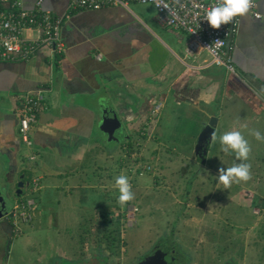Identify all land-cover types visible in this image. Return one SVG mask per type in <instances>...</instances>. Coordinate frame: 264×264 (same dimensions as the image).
<instances>
[{
  "label": "crops",
  "instance_id": "0c3cea01",
  "mask_svg": "<svg viewBox=\"0 0 264 264\" xmlns=\"http://www.w3.org/2000/svg\"><path fill=\"white\" fill-rule=\"evenodd\" d=\"M255 1L264 13V0ZM22 2L31 8L35 0ZM42 5L64 14L68 0H43ZM152 7L129 1L73 10L62 22L60 53L44 44L27 59L0 60V187L9 197L17 195L13 215L0 218V264L80 261L79 251L63 240L47 250L55 237L48 236V226L59 224L65 212L60 213L61 201L70 200L77 187L105 196L118 190L115 178L126 160L125 146L137 143L144 159L147 150L158 153L164 145L180 153L182 169L191 162L200 166L209 150H221L218 140L210 141L205 162L194 151L211 115L217 116L219 136L238 130L239 120L264 113V18L250 12L240 17L228 43L232 72L206 64L211 58L206 50L188 51V34L160 23ZM34 91L45 102L26 144L18 131L19 102ZM102 102L111 105L123 126L125 139L118 143L102 139L107 134L101 129ZM167 114L172 123L166 128ZM152 140L157 145L149 148ZM223 153H217L218 165ZM19 180L23 185L16 193ZM18 211L26 212L27 221Z\"/></svg>",
  "mask_w": 264,
  "mask_h": 264
},
{
  "label": "rangeland",
  "instance_id": "374dc122",
  "mask_svg": "<svg viewBox=\"0 0 264 264\" xmlns=\"http://www.w3.org/2000/svg\"><path fill=\"white\" fill-rule=\"evenodd\" d=\"M153 12L152 7L150 13ZM29 31L34 33V30L26 29L23 34ZM169 115L165 119L166 128L172 123ZM245 120L238 121L241 125L238 130L252 149L249 160L244 161L251 164L249 181L233 183L227 189L218 182L220 168L241 163L235 153H223V161L218 165L216 158L220 155L217 153L222 152L219 147L215 151L209 150L204 165L196 166L191 162L190 167L182 169L180 153L176 150L160 145L158 153L147 150L142 159L134 147L137 143L130 147L123 144V149L128 152H123L122 157L126 160L120 161L117 172L118 176L128 177L134 199L121 207L117 206L118 190L115 198L109 193L106 196L98 195L96 191L84 193L83 188L77 187L70 200L61 201L60 213L65 212L61 214L59 224L55 226L53 222L48 226L51 228L48 236L55 233V237L52 235L53 241L50 247L47 244V250L55 249L63 240L71 250L81 252L80 256L77 253L80 261L63 264H134L142 255L150 253L159 239L168 236L177 245L176 264H264V141H258L250 134L251 130H258L264 135V113L256 120ZM98 132L101 134V129ZM117 134H106L102 139H113L117 143L124 140L123 126ZM167 142L173 143L170 138ZM108 145L106 142L105 146ZM148 145L149 148L157 145L156 140ZM144 148L147 149V145ZM12 194L10 200L3 190L11 208L12 200L17 196ZM117 207L123 212L117 226L120 239L109 240L115 235L111 228L116 227L113 218L118 211L113 209ZM105 211L113 213L112 218L103 215ZM20 217L27 221L29 216ZM111 244H114L112 249L108 247Z\"/></svg>",
  "mask_w": 264,
  "mask_h": 264
},
{
  "label": "built area",
  "instance_id": "2783aa9c",
  "mask_svg": "<svg viewBox=\"0 0 264 264\" xmlns=\"http://www.w3.org/2000/svg\"><path fill=\"white\" fill-rule=\"evenodd\" d=\"M129 1L151 3L160 23L188 34V51L206 50L211 55L206 64L224 65L234 72L228 43L237 29L240 17H235L232 23L221 25L219 29H213L204 15L215 0H179V3L174 0H68L67 12L64 14H54L44 8L43 0H35L34 7L31 8L25 7L22 0H0V60L27 59L44 44L60 53L64 48L61 26L69 13L80 8L97 9L108 3L127 4ZM165 4L170 10L163 6ZM249 12L255 18H264V13L258 9L255 0ZM26 29L34 30V35H24L23 31ZM44 102L39 91L27 92L20 97L18 131L26 144L32 142L31 130ZM158 107L157 104L153 111ZM25 213L23 211L21 215L24 216Z\"/></svg>",
  "mask_w": 264,
  "mask_h": 264
},
{
  "label": "clouds",
  "instance_id": "9594fccd",
  "mask_svg": "<svg viewBox=\"0 0 264 264\" xmlns=\"http://www.w3.org/2000/svg\"><path fill=\"white\" fill-rule=\"evenodd\" d=\"M174 2L179 3V0H174ZM253 3L254 0H215L214 5L206 11L204 19L207 20L213 29H219L221 25L232 23L235 17L246 16ZM163 6L169 9L166 4ZM169 14L171 13L169 12ZM244 127L247 126L245 125ZM250 134L256 140L264 141V135L258 130H251ZM210 140L213 143L219 140L223 152L235 153L236 158L241 161V163L234 164L232 167L219 169L218 182L222 183L225 189L230 188L233 183L247 182L252 178L251 164L244 162L249 160L252 149L249 141L245 139L241 131H227L219 136L213 132ZM115 186L119 191L117 202L121 207L134 199V193L131 191V184L126 175L117 176L115 178Z\"/></svg>",
  "mask_w": 264,
  "mask_h": 264
},
{
  "label": "water",
  "instance_id": "95a60500",
  "mask_svg": "<svg viewBox=\"0 0 264 264\" xmlns=\"http://www.w3.org/2000/svg\"><path fill=\"white\" fill-rule=\"evenodd\" d=\"M101 120H102L101 129L105 131L107 134L117 136L121 122L113 114L111 105H108L104 102H102ZM216 124H217V116L211 115L208 121L202 126L201 130L198 133L197 140L194 146V151L198 159L201 161H205L206 159L209 143L211 141L210 136L213 132H215ZM17 185L18 188L16 190V193H20L21 186L23 185V181L19 180L17 182ZM9 199L11 200L10 197ZM7 215L12 216L13 209L9 207L8 202L5 200V197L3 195V189L0 187V218ZM166 244L167 242H164L163 239H159L156 242L154 252L150 255L145 256L137 264H176L174 263L175 255L173 254V252L168 254L169 247ZM225 264H231V263L227 262Z\"/></svg>",
  "mask_w": 264,
  "mask_h": 264
},
{
  "label": "trees",
  "instance_id": "16d2710c",
  "mask_svg": "<svg viewBox=\"0 0 264 264\" xmlns=\"http://www.w3.org/2000/svg\"><path fill=\"white\" fill-rule=\"evenodd\" d=\"M117 192H113L112 194H111V196L112 197H117ZM105 197V196H104ZM103 203H104V200H103ZM105 206H107V205H105ZM117 206H119V204L117 205ZM119 207H117L116 209H113V210H117L118 212L116 213H114V214H116L115 215V217L113 218V220L115 221V223H116V227L115 228H111V231H114L115 232V235H111L110 237H109V240H114V239H120V235H118V224H120L121 223V218H120V215H122V213L123 212H121V211H119V209H118ZM107 210V209H106ZM111 212V211H110ZM120 212V213H119ZM109 214V215H108ZM111 214L113 215V213H107L106 211L105 212H103V215H107L109 218H112V216H111ZM110 220V219H109ZM108 221V220H107ZM111 221V220H110ZM106 224V223H105ZM105 226V229H107L108 228V226H107V224L106 225H104ZM114 236V237H113ZM113 245L114 244H111V245H109L108 247H110L111 249H112V247H113ZM184 255L185 256H188V254L187 253H185L184 252ZM103 257V256H102ZM104 258L106 259L107 257L106 256H104ZM107 260V259H106ZM106 260H105V262H106ZM104 262V263H105ZM180 264H182V263H180ZM183 264H186L185 262H183Z\"/></svg>",
  "mask_w": 264,
  "mask_h": 264
},
{
  "label": "flooded vegetation",
  "instance_id": "af4514ba",
  "mask_svg": "<svg viewBox=\"0 0 264 264\" xmlns=\"http://www.w3.org/2000/svg\"><path fill=\"white\" fill-rule=\"evenodd\" d=\"M163 240H164V242H167L166 245L169 247L168 254H170V253L173 252V254L176 256V255L178 254V252H176L177 245H176V243H175V240H174V242H173V240H172V239H169L168 236H166ZM179 246H180V245H179ZM174 249H175V250H174ZM154 250H155V248L153 247V249L150 251V253H147V254L142 255V257H140V258L138 259V262H139L140 260H142L145 256L152 254V253L154 252ZM138 262H135L134 264H137ZM229 263H230V262H229Z\"/></svg>",
  "mask_w": 264,
  "mask_h": 264
}]
</instances>
